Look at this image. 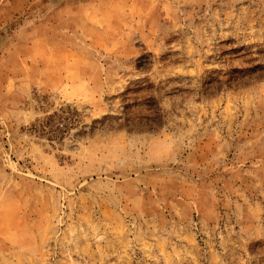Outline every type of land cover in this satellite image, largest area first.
I'll list each match as a JSON object with an SVG mask.
<instances>
[{
  "label": "rangeland",
  "instance_id": "1",
  "mask_svg": "<svg viewBox=\"0 0 264 264\" xmlns=\"http://www.w3.org/2000/svg\"><path fill=\"white\" fill-rule=\"evenodd\" d=\"M0 264H264V0H0Z\"/></svg>",
  "mask_w": 264,
  "mask_h": 264
}]
</instances>
